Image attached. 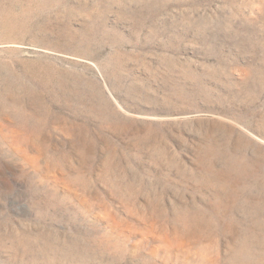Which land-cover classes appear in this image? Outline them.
I'll return each instance as SVG.
<instances>
[{"label": "rangeland", "instance_id": "rangeland-1", "mask_svg": "<svg viewBox=\"0 0 264 264\" xmlns=\"http://www.w3.org/2000/svg\"><path fill=\"white\" fill-rule=\"evenodd\" d=\"M238 256L264 264V0H0V264Z\"/></svg>", "mask_w": 264, "mask_h": 264}, {"label": "bare ground", "instance_id": "bare-ground-1", "mask_svg": "<svg viewBox=\"0 0 264 264\" xmlns=\"http://www.w3.org/2000/svg\"><path fill=\"white\" fill-rule=\"evenodd\" d=\"M247 168V166L245 165V164H241L240 166L238 165V168H236L235 170H236V176L237 177H240V178H244V177H248V175H250V174H248V175H246V173H248V168ZM230 169H232V168H229V170ZM214 175H216L215 177H220L218 174H214ZM213 175V176H214ZM228 177H232L231 176V174L230 175H227V178ZM225 195L223 194V195H221V196H225V197H227L228 196V191H225ZM231 208H235V205H231L230 206ZM244 237V236H243ZM245 237H248L247 236V234L245 235ZM245 239V238H244ZM247 249V248H246ZM247 253V252H246ZM243 255V254H242ZM245 255V254H244ZM238 258H239V260L241 261V263L242 264H253V263H250V262H248V260L245 258V256L244 257H240V256H238Z\"/></svg>", "mask_w": 264, "mask_h": 264}]
</instances>
